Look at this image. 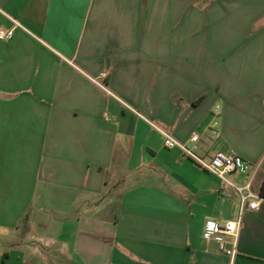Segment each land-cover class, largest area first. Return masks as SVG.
<instances>
[{"label":"crops","instance_id":"crops-1","mask_svg":"<svg viewBox=\"0 0 264 264\" xmlns=\"http://www.w3.org/2000/svg\"><path fill=\"white\" fill-rule=\"evenodd\" d=\"M0 29V264H264V203L221 251L238 197L150 124L260 192L264 0H0Z\"/></svg>","mask_w":264,"mask_h":264},{"label":"built area","instance_id":"built-area-1","mask_svg":"<svg viewBox=\"0 0 264 264\" xmlns=\"http://www.w3.org/2000/svg\"><path fill=\"white\" fill-rule=\"evenodd\" d=\"M12 34L13 29H8L7 31L0 29V39H9ZM102 86L105 87L104 85ZM220 109V105H215V115L210 126V132L213 135H217L219 132L218 115ZM150 124L161 133L165 147L180 148L199 168L219 178L222 194H234L238 197L239 217L237 219H228L224 223L208 220L204 228V236L215 239L218 242L219 249L233 257L237 252L236 246L242 226L243 214L246 210H258L261 204L264 203V195L254 190L252 181L238 184L231 178L233 173L247 170L246 160L232 151L218 150L214 154L201 155L197 152L200 141L198 132L192 133L190 136L192 144H188L176 138L171 132L156 123L150 121Z\"/></svg>","mask_w":264,"mask_h":264},{"label":"trees","instance_id":"trees-1","mask_svg":"<svg viewBox=\"0 0 264 264\" xmlns=\"http://www.w3.org/2000/svg\"><path fill=\"white\" fill-rule=\"evenodd\" d=\"M260 193H261L262 195H264V179H263V182H262V185H261Z\"/></svg>","mask_w":264,"mask_h":264}]
</instances>
